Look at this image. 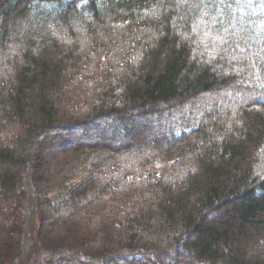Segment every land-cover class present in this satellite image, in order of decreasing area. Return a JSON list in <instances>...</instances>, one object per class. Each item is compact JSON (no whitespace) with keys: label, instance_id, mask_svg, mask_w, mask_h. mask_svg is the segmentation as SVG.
Here are the masks:
<instances>
[{"label":"trees","instance_id":"1","mask_svg":"<svg viewBox=\"0 0 264 264\" xmlns=\"http://www.w3.org/2000/svg\"><path fill=\"white\" fill-rule=\"evenodd\" d=\"M0 264H264V0H0Z\"/></svg>","mask_w":264,"mask_h":264},{"label":"rangeland","instance_id":"2","mask_svg":"<svg viewBox=\"0 0 264 264\" xmlns=\"http://www.w3.org/2000/svg\"><path fill=\"white\" fill-rule=\"evenodd\" d=\"M161 118V117H160ZM162 122V118L159 119L158 117H150V118H145V119H137L138 125L140 124L144 129L145 133H141V135H150V137H159L160 131H161V124L159 123Z\"/></svg>","mask_w":264,"mask_h":264}]
</instances>
